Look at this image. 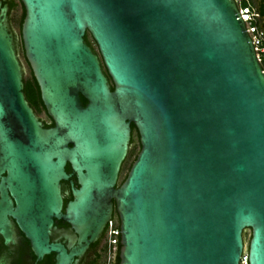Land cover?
<instances>
[{"label": "water", "instance_id": "1", "mask_svg": "<svg viewBox=\"0 0 264 264\" xmlns=\"http://www.w3.org/2000/svg\"><path fill=\"white\" fill-rule=\"evenodd\" d=\"M5 1L0 231L6 243L12 213L32 241L36 264L50 252L56 264H81L115 200L119 264H243L244 254L247 264H264V72L235 1L22 0L25 53L56 121L51 128L26 99L8 21L14 2ZM87 31L113 88L85 41ZM131 122L141 149L117 186ZM75 172L79 187L70 179L73 199L63 212L60 181ZM55 218L78 234L71 250L50 242Z\"/></svg>", "mask_w": 264, "mask_h": 264}, {"label": "flooded vegetation", "instance_id": "2", "mask_svg": "<svg viewBox=\"0 0 264 264\" xmlns=\"http://www.w3.org/2000/svg\"><path fill=\"white\" fill-rule=\"evenodd\" d=\"M12 1L17 3L16 6L12 9V11L21 5L23 8V13H22V16H23L26 10H25L22 0H17V1L12 0ZM253 1L255 2L257 6L264 5V0H253ZM6 2L7 1L5 0H1V8L3 5L6 4ZM22 16H21V20H22ZM10 17H11V12H10L8 21H10ZM21 20H20V27H21L20 33H15L14 31L12 32L14 34V42H15L17 55L22 65L25 96H26L28 103L33 108L34 112L42 119V120L39 119V121L42 122V124H45V122L48 123V125L46 126L43 125V127L44 128L55 127L56 121L54 117L50 114L43 100L41 87L35 77L33 69L25 53L23 37H22ZM85 41L87 42V44L89 45L91 44V48L93 49V51L97 54L98 58L100 59L101 66L104 70L105 66L103 64L101 55L99 53L97 44L95 40L93 39V37L91 36L90 31L86 32ZM22 43H23V48H22ZM20 45L22 48V56H21V52L19 49ZM28 83L31 84L30 88L29 86L27 88ZM27 89H29L28 92H27ZM130 126H131L130 142L127 148L126 155L120 164L117 183H119L120 180L121 182H123V180L127 177L130 167L132 163L134 162V160L136 159L141 149L139 133L137 131V128L132 122ZM65 170L67 173H72L74 171L73 165L70 161L66 162ZM1 175L2 176L0 178V183H2V178L3 176L7 175V172L2 173ZM70 179H74V186L79 187L77 172H75V175L72 174V176H70L69 179L64 178L60 181L61 193H64L66 195V197L62 195L63 201H64L63 212L66 211V207L68 203L73 199V187H72V182ZM9 195L15 207V208L12 207V209L16 210L17 209L16 206L18 205V202H17L16 196L13 195L10 189H9ZM0 199H2L1 189H0ZM113 219L119 221V215L117 212L115 200H113L112 213L110 217V220H113ZM8 222L11 225L13 238H11V240H9L7 244L5 234L2 231H0V261L5 262L4 264H36V261L39 256L36 253V250H33L32 241L28 237L26 232L23 230L22 226L20 225V222L18 221V218L12 213H8ZM107 230H108V227L106 225L103 228L100 235L97 237V239L91 242V244L89 245L90 247H88L85 250L84 258L79 259L78 260L79 263L99 264V261L103 258L105 247H106ZM77 239H78V234L74 230L73 226L66 219L55 218L54 224L50 230V242H62L69 250H71L72 247H74L75 244L78 243ZM77 258H80V256L76 257L75 261ZM56 261H57V253L50 252V253L44 254L42 259L38 260L37 264H56Z\"/></svg>", "mask_w": 264, "mask_h": 264}, {"label": "built area", "instance_id": "3", "mask_svg": "<svg viewBox=\"0 0 264 264\" xmlns=\"http://www.w3.org/2000/svg\"><path fill=\"white\" fill-rule=\"evenodd\" d=\"M238 12L245 23L258 61L262 66L264 62V27L261 25V16L253 0H234ZM263 72H264V67ZM107 243L101 264H113L117 254V247L120 242L121 229L118 220H109L107 223ZM241 262L247 264V255L242 256Z\"/></svg>", "mask_w": 264, "mask_h": 264}, {"label": "rangeland", "instance_id": "4", "mask_svg": "<svg viewBox=\"0 0 264 264\" xmlns=\"http://www.w3.org/2000/svg\"><path fill=\"white\" fill-rule=\"evenodd\" d=\"M22 13H23V8L21 5L18 6L15 10L11 11V17H10L9 25L11 27V30L14 31L15 33H20V28H21L20 27V20H21ZM19 49H20L21 56H22L21 45H20ZM250 236H251V230L249 228L245 229L243 232L245 249H247V247H248ZM106 243H107V241H106Z\"/></svg>", "mask_w": 264, "mask_h": 264}, {"label": "trees", "instance_id": "5", "mask_svg": "<svg viewBox=\"0 0 264 264\" xmlns=\"http://www.w3.org/2000/svg\"><path fill=\"white\" fill-rule=\"evenodd\" d=\"M16 4H17V3L14 2V7L16 6ZM255 5H256V4H255ZM14 7H13V8H14ZM256 7H257V10H258V12L260 13V16H261V25L264 27V5H258V6L256 5ZM25 15H26V12H24V14H23V16H22L21 25H22V23H23V21H24ZM22 48H23V43H22ZM262 66L264 67V62H262ZM104 72L107 74V71H106L105 67H104ZM107 76H108V74H107ZM108 78H109V82H110L111 88H113L112 81H111V79H110L109 76H108ZM28 86H29V88H30L31 84L28 83L27 88H28ZM28 90H29V89H27V92H28ZM29 92H30V91H29ZM82 101H83V104L86 105V103H87L86 98L82 97ZM120 183H121V180L119 181V183H117V186H118ZM120 247H121V245H120V242H119L118 247H117V254H116L115 261L113 262V264H119V261H120V259H119V251H120ZM102 261H103V258L99 261V264H101Z\"/></svg>", "mask_w": 264, "mask_h": 264}]
</instances>
